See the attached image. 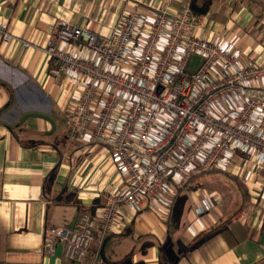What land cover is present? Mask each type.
I'll return each mask as SVG.
<instances>
[{
  "label": "crops",
  "instance_id": "obj_1",
  "mask_svg": "<svg viewBox=\"0 0 264 264\" xmlns=\"http://www.w3.org/2000/svg\"><path fill=\"white\" fill-rule=\"evenodd\" d=\"M184 3L200 19L198 35L264 59V0H0V20L15 36L0 42V264H44L46 244L55 242L50 227L79 229L103 189L123 181L107 147L67 135L69 84L48 72L42 50L50 31L64 18L106 33L127 9L173 13ZM28 112L50 116L53 131L43 117L23 118ZM243 164L219 171L236 184L235 197L203 180L185 184L167 209L125 216L105 234L100 256L108 264H159L162 254L170 264H264V169L250 174Z\"/></svg>",
  "mask_w": 264,
  "mask_h": 264
},
{
  "label": "built area",
  "instance_id": "obj_2",
  "mask_svg": "<svg viewBox=\"0 0 264 264\" xmlns=\"http://www.w3.org/2000/svg\"><path fill=\"white\" fill-rule=\"evenodd\" d=\"M200 23L184 3L173 13L127 9L106 33L64 18L50 31L42 50L48 72L69 84L67 135L107 147L123 181L103 189L79 229L50 227L47 254L60 242L74 264H108L103 238L125 216L167 209L200 173L264 169V59L198 35ZM14 38L0 20V42Z\"/></svg>",
  "mask_w": 264,
  "mask_h": 264
},
{
  "label": "rangeland",
  "instance_id": "obj_3",
  "mask_svg": "<svg viewBox=\"0 0 264 264\" xmlns=\"http://www.w3.org/2000/svg\"><path fill=\"white\" fill-rule=\"evenodd\" d=\"M199 61L198 56H194V63ZM54 109L56 108L53 104ZM59 112V111H58ZM59 120H56L57 125ZM202 180L204 181V186L210 187L213 189H219L223 195L224 198L228 197V193H231L232 197H235L238 194V191H236V184L233 183V181L223 172L214 171V172H205L202 175ZM236 181V180H235Z\"/></svg>",
  "mask_w": 264,
  "mask_h": 264
},
{
  "label": "water",
  "instance_id": "obj_4",
  "mask_svg": "<svg viewBox=\"0 0 264 264\" xmlns=\"http://www.w3.org/2000/svg\"><path fill=\"white\" fill-rule=\"evenodd\" d=\"M27 115L40 116V117H43V118L49 120L51 123V130L50 131H53V129L55 127L54 121L47 114L40 113V112H28L23 116V118H25ZM61 250H62V245L60 242H57V244L55 246V250L53 251V253L46 254L44 256V264H60Z\"/></svg>",
  "mask_w": 264,
  "mask_h": 264
},
{
  "label": "trees",
  "instance_id": "obj_5",
  "mask_svg": "<svg viewBox=\"0 0 264 264\" xmlns=\"http://www.w3.org/2000/svg\"><path fill=\"white\" fill-rule=\"evenodd\" d=\"M214 170H212L213 172ZM206 172H211V171H206ZM205 173V172H203ZM203 173H200L198 175H195L193 178H191L186 184H191V183H201L202 182V175ZM213 232V231H212ZM209 233V232H208ZM207 235V233H206ZM205 234H202L201 236L204 237L206 236ZM115 264H146L142 261H138V262H135V263H132V262H129L127 261L126 259H123L121 261H119L118 263H115ZM159 264H170V262L168 261V259L166 258V256H164L163 254L160 256V261H159Z\"/></svg>",
  "mask_w": 264,
  "mask_h": 264
}]
</instances>
